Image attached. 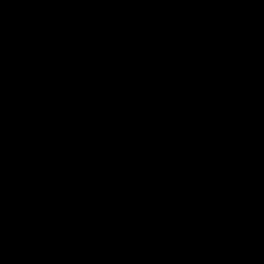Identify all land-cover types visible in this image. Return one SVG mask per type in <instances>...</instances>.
Returning <instances> with one entry per match:
<instances>
[{
	"label": "water",
	"instance_id": "water-1",
	"mask_svg": "<svg viewBox=\"0 0 264 264\" xmlns=\"http://www.w3.org/2000/svg\"><path fill=\"white\" fill-rule=\"evenodd\" d=\"M0 264H264V0H0Z\"/></svg>",
	"mask_w": 264,
	"mask_h": 264
}]
</instances>
